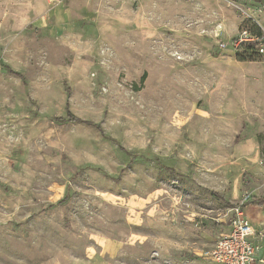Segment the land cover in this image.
<instances>
[{
    "label": "rangeland",
    "instance_id": "1",
    "mask_svg": "<svg viewBox=\"0 0 264 264\" xmlns=\"http://www.w3.org/2000/svg\"><path fill=\"white\" fill-rule=\"evenodd\" d=\"M257 28L264 0H0V264H217L264 201Z\"/></svg>",
    "mask_w": 264,
    "mask_h": 264
},
{
    "label": "built area",
    "instance_id": "2",
    "mask_svg": "<svg viewBox=\"0 0 264 264\" xmlns=\"http://www.w3.org/2000/svg\"><path fill=\"white\" fill-rule=\"evenodd\" d=\"M261 40V37L259 38V36L253 35L247 29H244L233 40L232 45L238 48L242 43ZM262 44L263 42H261L259 49L264 52L261 47ZM227 46L224 42H220L221 48L224 49ZM241 206H236L229 217V233L218 239L212 247L204 250L202 253L204 257L213 260L217 264H254L257 261L258 247L252 241V238L259 233L255 231Z\"/></svg>",
    "mask_w": 264,
    "mask_h": 264
},
{
    "label": "crops",
    "instance_id": "3",
    "mask_svg": "<svg viewBox=\"0 0 264 264\" xmlns=\"http://www.w3.org/2000/svg\"><path fill=\"white\" fill-rule=\"evenodd\" d=\"M255 141L248 139L247 142L241 144L239 146V152L240 155H245L250 150L248 144L255 145ZM252 152V151H251ZM260 199V198H258ZM256 202H250L246 205L245 209V215L248 217L250 222L252 223L254 229L256 232L261 234L259 237L256 234L252 241L257 245L258 251H257V261L254 264H264V201L260 199V201L255 200ZM260 239V240H259Z\"/></svg>",
    "mask_w": 264,
    "mask_h": 264
},
{
    "label": "trees",
    "instance_id": "4",
    "mask_svg": "<svg viewBox=\"0 0 264 264\" xmlns=\"http://www.w3.org/2000/svg\"><path fill=\"white\" fill-rule=\"evenodd\" d=\"M257 33L259 35V37L262 36V31L260 29L257 28ZM261 45V41H255V42H245V43H242L240 46H238V49H243L244 51H256L259 49ZM15 75L21 77L22 79H24V76L20 73H16V72H13ZM143 78H144V75H143ZM59 119H62L64 120V118H59ZM80 118H76L75 116H73L70 112H68L67 114V118H65V120H69V121H76ZM170 169V168H169ZM172 169V168H171ZM256 199V198H255ZM258 201H260V199H256Z\"/></svg>",
    "mask_w": 264,
    "mask_h": 264
}]
</instances>
